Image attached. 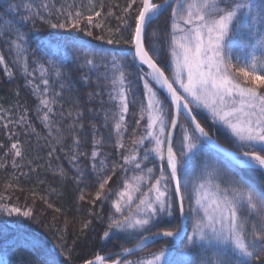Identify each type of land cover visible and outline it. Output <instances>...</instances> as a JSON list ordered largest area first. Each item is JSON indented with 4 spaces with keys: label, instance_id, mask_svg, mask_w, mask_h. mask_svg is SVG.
<instances>
[{
    "label": "snow or ice",
    "instance_id": "6c2138e0",
    "mask_svg": "<svg viewBox=\"0 0 264 264\" xmlns=\"http://www.w3.org/2000/svg\"><path fill=\"white\" fill-rule=\"evenodd\" d=\"M175 2L176 7L171 10L168 45L171 79L153 58L160 55L157 46L151 45V52L145 47L147 29L159 18L161 12L169 7V0H163L159 4L153 0H130L124 10L129 13L131 19V23L124 21V33L130 34V38L124 43L134 46L127 49L124 56L131 52L133 62H138L137 79L143 85V99L139 102L133 94L123 58L113 55L110 62L104 63L107 54L85 51L84 46L77 42V37L67 32L51 34V43L57 47L62 46L73 58L80 53L84 66L95 69L100 65L106 69L99 78L108 83L109 102L114 104V110L105 112V121L107 126L108 120L111 119V127L118 137L119 148L125 147L123 136L128 131L130 104L135 106L139 103L137 127L140 126V121H147L144 134L133 140L129 154L122 155L123 164L113 165V174L102 176L97 181L95 196L89 203H103L113 192L107 185L116 175L117 168L127 173L130 170L127 166H131L134 174L120 181L123 187L115 192V199L111 201L114 213L108 217L110 223L103 232V237L110 239L114 229L142 232L158 228L162 230L153 232V238H173L179 241L186 239L185 249L201 250L198 258L193 257L190 252H184L181 258L173 260V253L165 247L138 260L121 261L118 257L111 260V264H264V188L257 190L243 177L233 179L234 186L221 187L215 182L214 171L206 172L203 178L198 177L195 180L188 174L189 162L206 145L214 144L212 136L206 131L201 120L197 119V114H194L192 105H195V108L210 114L214 123L227 127L241 144L259 149L238 153L233 159L239 170L257 171L264 175V155L260 154L264 152V0ZM91 3L92 0H89L90 5ZM133 6L134 16L130 14ZM21 7L29 15L21 16L17 20L11 14L13 11L18 13ZM5 15L10 19L0 31V42L6 45L7 51L12 54L13 65L24 74L26 81L30 75L26 47L29 38L22 31V26L28 21L34 23L38 19L50 29L75 30L81 23L102 27L99 23L94 24V17H101V11L84 16L82 11L74 7V3L67 6L62 4L56 8L55 0H41L38 6L29 2L13 8L9 4ZM53 16L57 17L56 23L46 19ZM60 18H63V22H60ZM116 31L120 32V29ZM92 34L91 31L87 32L88 36ZM155 35L153 32V36ZM98 39L104 40L105 37L100 36ZM120 42V39L107 40L109 44ZM233 59L237 63H233ZM47 63L53 68L54 75L58 79L61 78L59 67L52 60ZM0 66H3L11 79L14 74L8 67L3 51H0ZM39 69L41 83H28L39 101V118L51 135L55 127L52 120L53 105L60 93L53 92L51 96L48 95V69L43 64L39 65ZM153 84L166 94L167 106L158 96ZM182 114L191 125V131L180 122ZM23 119L21 117V120ZM178 126L181 130L179 158L173 150V133ZM80 127L83 128V125ZM55 130L59 131L58 127ZM145 141L153 146L145 149L141 155L139 149ZM102 142L97 139L95 144L100 145ZM74 143L79 145L80 139L74 138ZM11 150H15L16 156L22 155L17 143L11 145ZM51 155L50 152L49 156ZM98 156L100 152L94 147L91 153L93 161ZM150 157L158 161L157 168L142 166V162L148 161ZM71 160L76 161L77 155H73ZM92 167L96 168L95 163ZM77 171L79 173V169ZM181 171L184 173L183 182ZM185 192L193 201L187 212ZM84 199L85 196L81 193L79 200ZM173 204L179 217L184 220L189 216L193 217L190 235L187 234L186 225L183 223L170 230L172 222L166 217H173ZM0 212H6L8 216H33L32 208L22 209L16 205H0ZM117 214L120 219L115 218ZM91 223L92 221H84L83 228H88ZM147 240L148 237H142L133 248L122 249L120 255L132 254L135 250L144 248ZM209 251L215 259L206 255ZM71 253L72 249L67 247L66 242L60 245V254H66L68 260L72 258ZM110 255H96L92 259L84 260L83 264H108ZM50 256V259H45L44 264H62L55 254ZM0 264H10V261L0 259ZM63 264H67V261Z\"/></svg>",
    "mask_w": 264,
    "mask_h": 264
},
{
    "label": "trees",
    "instance_id": "16d2710c",
    "mask_svg": "<svg viewBox=\"0 0 264 264\" xmlns=\"http://www.w3.org/2000/svg\"><path fill=\"white\" fill-rule=\"evenodd\" d=\"M163 1V0H154ZM29 2L39 5L41 0H0V31L6 27L10 17L5 15L9 4L15 8L18 4ZM130 0H55L56 8L62 4L67 6L74 3V7L83 12L84 16L94 15L95 11H101V17H94V24L99 23L102 27L80 24L78 29H50L47 24L35 20L28 21L22 26V31L28 36V62L30 75L26 78L24 74L13 65V56L6 49V45L0 42V51L4 52L8 67L12 69L13 77L10 79L0 66V205H16L24 208H32V218L8 216L6 212H0V259L10 261V264H44L45 259H50V254H55L59 261L67 264H83L86 259H92L97 254L117 253L123 248L134 245L142 237L151 236L153 232L162 229L151 228L149 231H121L113 230L110 239L103 237L110 223L108 217L113 215L114 209L111 201L115 199V192L123 185L122 179L131 177L134 172L129 167L127 173L119 171L109 182L107 188L113 190L106 200L97 202L95 205L89 203L95 196L97 181L102 176L112 175L113 165L123 164L122 155L129 154L133 147V140L144 134L146 120L140 121L137 127L136 120L139 119V103L129 106L127 117L128 131L124 133L123 142L125 147L119 148L118 137L111 127V119L107 126L105 112L114 110V104L109 102V86L106 80L100 79L101 74L106 71L103 66L98 65L95 69L84 66V60L80 53L76 58L66 52L65 49L52 44V33L67 32L77 37V42L84 46L85 51L107 54L108 63L113 55L123 58L127 65L126 71L132 83L133 94L137 102L143 99V85L137 79L139 67L133 62L132 54L129 52L124 56L127 49L133 45L124 43L130 38L129 33H124V21L131 23L129 13H125ZM176 7V2L169 5L147 29L145 35V46L151 52V45L155 44L160 50L159 56L153 58L164 68L169 78H172L170 55L168 45L171 32V10ZM130 10L132 16L135 15ZM29 13L21 7L19 12L13 11L11 16L19 20L21 16L27 17ZM119 18V19H118ZM53 23L57 17H46ZM63 22V18H60ZM83 29V30H81ZM120 29V32L116 30ZM91 31L92 36L87 32ZM155 32V36H153ZM104 36V40L98 37ZM59 39V37H57ZM120 39V43H107V40ZM45 45H48L45 47ZM52 60L62 73L61 78L54 75L53 68L47 61ZM233 63H237L233 59ZM43 64L48 69L49 93H60L53 105L54 130L51 135L37 112L38 98L33 93L32 81L40 84L39 65ZM240 66V65H238ZM33 69L35 71L33 72ZM146 70V69H145ZM264 75V73H262ZM87 77V79H85ZM63 85V88H61ZM43 87V86H42ZM161 100L165 101L166 95L153 84ZM92 94V95H90ZM194 108V114L201 120L209 135L220 144L237 151H259V149L239 148L232 141V136L219 123H214L210 114L204 110ZM70 113V114H69ZM79 114V115H78ZM42 115V113H41ZM21 117L24 119L21 120ZM181 123L192 130L188 122L182 117ZM83 125V128L80 127ZM58 127L59 131L55 130ZM179 126L176 129L173 140V150L180 157ZM80 139V144L74 143V138ZM97 139L102 144L96 145ZM17 143L21 148L22 155L16 156L11 145ZM153 145L144 142L139 149L141 155L144 150ZM100 152V156L93 161L91 153L94 149ZM52 153L49 156V153ZM264 155V152L260 153ZM77 155V160L71 157ZM103 162V164L101 163ZM95 163L96 168L92 165ZM15 165V166H14ZM142 166L146 168H157L158 161L149 158L143 161ZM63 169V174H61ZM79 169V173L77 171ZM214 171L215 182L221 187H231L233 179L243 177L249 184L259 190L264 188V175L257 171L239 170L238 166L231 163L207 145L189 162L188 174L192 179L203 178L206 172ZM82 173V175L80 174ZM138 174V173H135ZM159 174L158 171L156 173ZM182 182L184 173H180ZM81 193L85 199L79 200ZM193 204L185 192V210ZM51 205V207H49ZM127 215V213H125ZM175 217V219L173 218ZM173 217H166L171 221L170 230H174L181 223L180 217L175 212L173 204ZM117 219L121 217L116 215ZM92 221L88 228H83L84 221ZM192 216L187 219L188 234H191ZM67 244L72 249L71 260L66 254H60V245ZM187 240L179 241L173 238L159 240L143 251L127 257V260H138L148 257L151 253L167 248L172 259L182 257V253L190 252L193 257L201 254L199 248L185 249ZM215 259L211 251L206 254ZM125 260V259H124Z\"/></svg>",
    "mask_w": 264,
    "mask_h": 264
},
{
    "label": "water",
    "instance_id": "95a60500",
    "mask_svg": "<svg viewBox=\"0 0 264 264\" xmlns=\"http://www.w3.org/2000/svg\"><path fill=\"white\" fill-rule=\"evenodd\" d=\"M154 1V0H153ZM175 0H169V5L170 4H172L173 2H174ZM134 47V46H133ZM137 64H138V62H137ZM166 74V73H165ZM166 95V94H165ZM181 117H183L184 118V116H183V114L181 115ZM185 119V118H184ZM186 120V119H185ZM187 121V120H186ZM190 125V124H189ZM191 126V125H190ZM176 131V130H175ZM175 131H174V133H173V139H174V135H175ZM214 140V139H213ZM208 147H210L212 150H214L215 152H217L218 154H220L221 156H223V157H225L226 159H228V160H230L232 163H234L235 164V162H234V156L236 155V154H238V153H241V152H238V151H233V150H230V149H228L227 147H225V146H223V145H221V144H219L217 141H215L214 140V144H212V145H207ZM236 165V164H235ZM180 220H181V223H183V224H185L186 225V228H187V230H188V227H187V220H184V218L183 217H180ZM162 239H164V238H160V237H156V238H153V236L151 237V238H148V240L145 242V247L144 248H142V249H137V250H135L132 254H126V255H123V256H121L120 255V253H121V251L120 252H118V253H116L115 255L116 256H118L121 260L122 259H124V258H126V257H128V256H131V255H134V254H136V253H139V252H141V251H143L144 249H146L148 246H150L151 244H153V243H155V242H157V241H159V240H162ZM135 245H137V243L136 244H134V245H131V246H128V247H126V248H133ZM105 257H109V255H106ZM110 257H111V255H110Z\"/></svg>",
    "mask_w": 264,
    "mask_h": 264
},
{
    "label": "rangeland",
    "instance_id": "374dc122",
    "mask_svg": "<svg viewBox=\"0 0 264 264\" xmlns=\"http://www.w3.org/2000/svg\"><path fill=\"white\" fill-rule=\"evenodd\" d=\"M163 1H154V3H162ZM178 88V87H177ZM179 89V88H178ZM180 90V89H179ZM181 94H183V93H181ZM195 106V105H194ZM202 110V109H201ZM206 112V111H205ZM220 124V123H219ZM222 127H224L226 130H227V132L232 136V141L233 142H235V144L239 147V148H243V149H248V148H250V147H248L247 145H243V144H241V142H239L237 139H236V137L235 136H233V134L231 133V131L227 128V127H225L224 125H222V124H220ZM242 152H247V151H242ZM165 154H166V148H165ZM188 210V209H187ZM192 219H193V217H192ZM188 226V225H187ZM187 234H188V231H187ZM109 254H111L112 255V257H110V259H109V261H108V264H111V260H114V259H117V256L115 255L116 253H108V254H97V255H102V256H106V255H109Z\"/></svg>",
    "mask_w": 264,
    "mask_h": 264
},
{
    "label": "bare ground",
    "instance_id": "6f19581e",
    "mask_svg": "<svg viewBox=\"0 0 264 264\" xmlns=\"http://www.w3.org/2000/svg\"><path fill=\"white\" fill-rule=\"evenodd\" d=\"M146 35V34H145Z\"/></svg>",
    "mask_w": 264,
    "mask_h": 264
}]
</instances>
